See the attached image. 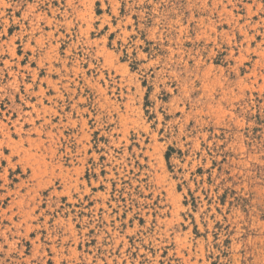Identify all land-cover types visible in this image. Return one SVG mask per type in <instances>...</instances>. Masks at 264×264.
Instances as JSON below:
<instances>
[{
  "label": "rangeland",
  "instance_id": "1",
  "mask_svg": "<svg viewBox=\"0 0 264 264\" xmlns=\"http://www.w3.org/2000/svg\"><path fill=\"white\" fill-rule=\"evenodd\" d=\"M0 264H264V0H0Z\"/></svg>",
  "mask_w": 264,
  "mask_h": 264
}]
</instances>
